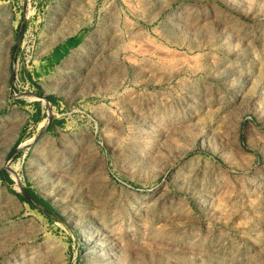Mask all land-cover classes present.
<instances>
[{
  "label": "rangeland",
  "instance_id": "rangeland-1",
  "mask_svg": "<svg viewBox=\"0 0 264 264\" xmlns=\"http://www.w3.org/2000/svg\"><path fill=\"white\" fill-rule=\"evenodd\" d=\"M0 264H264V0H0Z\"/></svg>",
  "mask_w": 264,
  "mask_h": 264
}]
</instances>
